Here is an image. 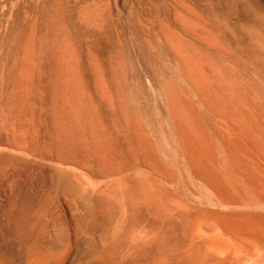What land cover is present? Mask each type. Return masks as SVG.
Instances as JSON below:
<instances>
[{
    "label": "rangeland",
    "instance_id": "rangeland-1",
    "mask_svg": "<svg viewBox=\"0 0 264 264\" xmlns=\"http://www.w3.org/2000/svg\"><path fill=\"white\" fill-rule=\"evenodd\" d=\"M166 32L175 37L173 42ZM59 34L66 40H57ZM259 40L264 41V0H0V264H211L217 259L222 264H264V248L256 251L232 244L206 256L201 239L207 233L196 231L189 236L188 216L183 214L192 208H184L186 201L176 198L182 195L175 184L150 167L130 163L123 137L129 131L125 130L128 122L121 112L128 103L132 109L143 104L151 130H158L163 110L151 90L161 86L166 73L184 72L177 62L181 55L194 56L201 65L214 62L223 70L241 68L243 76L257 78L253 71L261 62L255 43ZM62 42L69 48L71 69L82 86L83 104L93 105L89 110L99 121L97 140L104 147H116L128 164L106 169L94 166L78 150H63L58 122L55 127L56 121L68 116L65 96L55 89L56 75L62 71L55 60L59 66V56L69 55L61 52ZM130 91L134 98L129 97ZM123 97L125 104H121ZM82 127L83 131L78 128L80 138L87 143L88 133L92 141L91 125L86 122ZM134 176L137 182L143 180L139 182L143 199L134 201L129 196L131 202L125 203L129 177L134 182ZM157 189L164 193L159 195L161 202ZM150 190L157 203L168 204L162 208L151 196L148 199L145 194ZM139 199L143 201L137 203Z\"/></svg>",
    "mask_w": 264,
    "mask_h": 264
},
{
    "label": "bare ground",
    "instance_id": "bare-ground-1",
    "mask_svg": "<svg viewBox=\"0 0 264 264\" xmlns=\"http://www.w3.org/2000/svg\"><path fill=\"white\" fill-rule=\"evenodd\" d=\"M192 26L190 27L192 28ZM166 33L168 34V36H166L168 37L167 39L171 37L172 42H173V38L175 37L170 36L168 32ZM173 33L176 34V32H173ZM203 33L204 32H202V34ZM200 35H198V37ZM211 35L213 36V34ZM59 37L57 38V40H66V38H64L65 36L63 37L62 34L61 35L59 34ZM179 38L177 39L179 40ZM165 39L166 38H164V40ZM203 40H205V36ZM213 40L214 39H212V42ZM177 42L175 40V43ZM181 43H183L184 45V42H181ZM255 43L257 46L256 52L257 54L259 53L261 57V62L256 64L257 68L255 71H253L255 72L254 75H257V78L252 77V75H249L250 77L243 76L240 72L241 68L240 70L238 69L239 71L238 70L235 71L232 68L223 70V69L216 67L213 64L214 62L212 63V62L207 61L206 65L205 63L204 65H201L199 64L198 59H194L195 58L194 56L190 55L193 58L191 57L188 58L186 56H189V55H186V56L181 55L179 58V61L177 62H179V64L182 65L184 72L177 76L172 75L174 72L171 74L172 76H167V73H166V75L162 76L161 83L159 82L161 84V86L159 85L160 87L155 86V87H158L157 89L154 86H153L154 88L151 87L153 88L151 90L152 94L158 100L163 110V118L161 121V125H159L158 130H155V131L151 130V125H150L151 123L149 122L151 120L147 114V111L143 107H141V105L143 104H140L139 109H132L133 105L130 104L131 105L130 106L129 103L126 102V104L128 103V107H125L127 105H124L122 108V111L120 109L123 116L125 117L124 119H126L125 122L126 123L128 122V127H127L128 129L125 128V130L126 131L129 130V131L126 132L127 133L126 136L123 135V137L126 142L125 145H127L126 146L127 150H125V152L127 151V154H128L127 157L130 159L131 161L130 163H134L136 164V166L137 164H140L141 167L142 165L150 167L151 169L159 173L166 181L173 183V185L175 184L176 190L179 191L180 195H182L181 198H179V196L178 197L176 196V198L181 199L182 201H186L188 205H185L186 203H184L185 205L184 208H186V206H189V205L192 208V209L188 208L190 212L184 209L185 211L188 212V214H183L184 216L186 215L188 216L189 227H187V232L189 228V236L193 232H195V235H196L197 234L196 231L197 232L203 231L207 233V235L201 239V249L206 253V256H207V253L210 254V251L212 250L219 249L221 251V249H229V247L232 244L250 248L251 250L254 249L256 251L258 250L260 251L261 249L264 248V41L259 40V41H255ZM65 44L66 43L63 44L62 42L61 45H63V48H61V52L63 51L66 53L65 55H67V53L69 52L68 50L69 48L66 47ZM194 47L195 46H193V48ZM174 48L177 49L178 47H174ZM186 48L187 47H185V49ZM176 49L174 50L176 51ZM192 50H195V49H192ZM176 52H180L179 48ZM198 53H201V52H198ZM63 54L64 53L61 54L62 56H59V58L61 57L60 59L57 58L59 59V66L56 65V63L58 62H56L55 60L56 68L59 67V69L61 68L62 70V71L60 70L61 71L60 74L57 73L56 75L55 73V75L58 77V79L56 78L57 82L55 81L56 83L55 85H57L55 86V89H58L62 94H64L65 97L63 98H65V101H64L66 102L65 106L68 108V113H67L68 116L66 115L67 116L66 119H64L65 117L59 121H56L57 117L56 119H54L56 121L55 127H57V122H58L59 131H60L59 133L62 134L61 136H63V139L61 138L62 139L61 146H63V150L73 149V150H78L79 152L85 155H88L90 160L94 163V166L96 164V166H101V167L103 166V167H106V169L113 168L115 170L116 167L121 166V164L123 165L124 162H126L123 159L124 156L122 157L123 153L120 154L119 151L116 150V147L113 148L110 145L104 147L97 140L98 133L101 127H100L98 119L89 110L91 106L93 105L90 104V108H89V107H85V105L83 104L84 103V100H83L84 92H83L82 86L80 84L78 76L71 69L73 68L72 66L74 63H72V59L69 53H68L69 55L67 56H64ZM191 54H192V51H191ZM205 56L207 57V55ZM256 59H253V62H255ZM177 60H178V57H177ZM174 61L176 62V59ZM200 62L202 63L203 61H200ZM179 64H177L178 65L177 68L179 66L181 67V65ZM237 64L238 63L235 64V68ZM29 65L31 66V63ZM119 65L120 66L118 67H121L120 63ZM30 66H28L27 68L29 69ZM228 66L230 67V65ZM252 66H253V63H252ZM23 67L25 66L23 65ZM232 67L234 68V66ZM28 69H26V71ZM161 72L162 74L164 73V71H161ZM244 73H245V70H244ZM159 75L161 76V74ZM24 76L26 75L24 74ZM97 78H99V76ZM115 78H116L115 80L118 79L116 76ZM26 79L27 77L25 78V80ZM99 80L98 81L96 80V81L99 82ZM52 81L54 82V80ZM24 83H26V81H24ZM101 85H102V81L99 86ZM53 88L51 89L52 91H53ZM126 88L127 87H125V89ZM116 90L117 89H115V91ZM128 90H130V86ZM133 91L134 90H132V92ZM132 92L130 91L129 94L127 92V94L129 95V97L133 96L134 98V94ZM115 96H117L116 93H115ZM113 97H114V94H113ZM127 97L128 96H126V98ZM61 99H62V96L60 98V101ZM120 99H121V104L123 103V101H127L126 99H124V97ZM137 99H139V97ZM135 102L137 101L135 100ZM61 104L63 105V103ZM60 106L61 105L57 107H60ZM97 106H100V105H97ZM129 106L132 108H130ZM10 109L12 110V108ZM63 112L65 111L63 110ZM119 117L121 116L119 115ZM86 122L91 125V129L93 130V133H94V138L92 141L90 139L88 140V133L87 134L85 133L87 136L86 135L84 136H86L87 143L89 141L88 144L80 138L81 135L79 136V129L81 128V130L83 131L82 126ZM123 124L125 125V123ZM56 131H57V128H56ZM81 133L82 132H80V134ZM123 133L125 132H123L122 130L121 135ZM53 139H55V137ZM79 152L77 154H79ZM125 159H126V156H125ZM129 159H128V163H129ZM132 179L133 180L136 179L135 176ZM129 180L131 182L130 183L131 186H130V190L128 189L129 193H127L126 191V193L128 194L127 195L128 198L125 197L126 198L125 203L127 202V199H129L128 200L129 203L131 202L129 196H131V198H134L133 199L134 201L138 197L139 198L141 197L143 199V197L141 196V186L139 184V182L141 183L143 180L139 182L134 180V182H132L130 177H129ZM127 182L128 180L126 181L125 186L126 188H129L127 186ZM124 189L125 187L123 188V190ZM149 189L150 188H148V191ZM160 189L164 191L163 188H160ZM160 189L159 190L157 189L158 192H160ZM146 190L147 188L145 189V191ZM163 191H161L162 193L160 192L157 195V199L159 198L160 200V201L158 200L159 202H161L159 195L162 194V196H164ZM151 192H153V190H150V194L149 192L148 194H145V192L143 193L148 198V195L151 196V194H153ZM155 193L157 194V192ZM124 196L126 195H123V197ZM152 196L150 197L151 199H152ZM142 199H139L136 202L139 203L140 200ZM157 199L155 195L154 199L152 200L157 201ZM167 200H169V198ZM175 200L177 201V199ZM162 201H164V199ZM149 202H147V205L149 204ZM159 202L158 203L156 202V203L160 204ZM164 203L168 204L166 202H163L162 204ZM108 204H109V200H108ZM162 204H160L159 207ZM191 204H193V206ZM127 205H129L128 206L129 208L131 207L130 204L127 203ZM111 207H113V204H111ZM157 208L158 207L155 208V205H154V210H156ZM150 210L152 211V209ZM157 211L160 212V209H158ZM166 211H167L166 213H169L168 210ZM164 212H161V214H163ZM157 215L158 213H156L155 216ZM169 215L170 214L166 216L168 217ZM160 217H162V215ZM174 217L176 216H173V218ZM165 218L166 217H164V219ZM171 219H172L171 217L170 219L168 218V220H171ZM185 219L186 218H184V220ZM167 222H171V221H167ZM186 224H183V226L184 227L188 226ZM174 225L175 227H177L176 224ZM162 230H163V227H162ZM181 230L184 232V229H181ZM172 232L174 231H171V233ZM162 234L166 236V233L162 232ZM174 234L176 236L177 233H174ZM171 241H173V239ZM178 243L180 242L178 241ZM174 244L176 243H173V245ZM170 245L171 244H169V246ZM185 252H186V249H185ZM194 254L196 253H192L190 256L192 260H195ZM218 257H221V256H218ZM222 263H223L222 259H217L213 261L211 264H222ZM191 264H195V263L193 262Z\"/></svg>",
    "mask_w": 264,
    "mask_h": 264
}]
</instances>
